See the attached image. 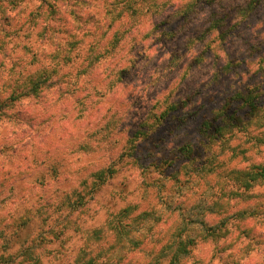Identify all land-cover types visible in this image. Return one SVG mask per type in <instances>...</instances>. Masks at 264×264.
Returning <instances> with one entry per match:
<instances>
[{"label": "rangeland", "instance_id": "374dc122", "mask_svg": "<svg viewBox=\"0 0 264 264\" xmlns=\"http://www.w3.org/2000/svg\"><path fill=\"white\" fill-rule=\"evenodd\" d=\"M89 1L90 7L50 0L56 14L48 21L51 8L43 0H0V100L32 85L30 75L39 69L54 73L50 87L9 107V117L0 116V253L19 245L0 255V264H15L13 257L20 264H81L112 255L114 225L159 211L175 183L167 175L181 168L179 178L187 176L179 167L189 160L180 153L183 144L190 142L197 156L190 168L202 162L220 172L264 165V123L215 141L199 130L236 90L264 89V0H117L108 18L110 0ZM20 4L24 8L16 12ZM47 22L52 38L42 30ZM186 97L190 108L169 110ZM201 104L200 112L189 114ZM165 110L170 112L160 128L152 129ZM188 114L189 125L179 124ZM132 119L155 133L130 146L126 126ZM132 151L133 157L123 156ZM110 166L118 171L92 195ZM249 192L264 200V185ZM246 205L237 202L228 212ZM161 215L165 222L156 228L162 249L171 245L177 222L170 212ZM244 227H251L250 236L238 237ZM261 233L264 218L248 217L227 242L199 243L184 264H207L222 245L228 248L216 264H264ZM122 251L126 264L154 257L147 241Z\"/></svg>", "mask_w": 264, "mask_h": 264}, {"label": "trees", "instance_id": "16d2710c", "mask_svg": "<svg viewBox=\"0 0 264 264\" xmlns=\"http://www.w3.org/2000/svg\"><path fill=\"white\" fill-rule=\"evenodd\" d=\"M81 5L92 6V2L89 0H76ZM117 0H110L107 5V16L113 12ZM130 0H126L129 3ZM43 3L48 4L49 9L46 14V19L49 21L53 14H56V8H53L50 0H43ZM74 10V9H73ZM77 12V9L74 12ZM82 15L77 18L81 21ZM104 22L101 26L105 25ZM49 23L42 29L43 32L49 33L51 30L48 27ZM6 34L8 31H5ZM55 31L49 33L50 38ZM89 32V31H87ZM38 71L31 73L30 76H34L31 79L32 85H23L20 88L18 86L15 93L10 94L7 98L0 100V116L8 115V108L15 106L23 97L35 95L42 91L43 87H50L52 84L53 74L48 73L45 70L37 73ZM52 74V75H51ZM41 84V87H39ZM188 98V99H186ZM181 99L179 102H173L169 110L171 112L176 111L184 107L190 108L189 97ZM8 102L12 104L9 105ZM202 104L197 109L189 110V114L195 116L197 111L200 112ZM165 110L158 117L156 124L152 127L155 130L160 128L163 123V119L170 112ZM184 115L180 122L181 125H189L190 115ZM174 114H169V118H174ZM264 117V89L255 87H248L243 90H236L233 94L218 106L213 109L212 116L205 117L199 127L202 132L204 130L205 135L212 141L219 138H225L227 134L230 136L234 133L235 129L247 131L253 124L264 123L262 118ZM228 139H225L227 141ZM135 148V147H134ZM133 148V149H134ZM180 153L188 157V163L192 162L195 157L193 145L189 142L179 147ZM134 156L133 151L130 153H124V155ZM196 154V153H195ZM134 162H139V158L134 157ZM164 162V161H162ZM167 164H174V160L166 159ZM154 163V162H153ZM152 163V164H153ZM187 162L182 163L179 167L186 168L185 179L179 178L181 168L177 169L172 175H167L175 180L171 194L168 195L164 206L159 211H141L134 215L131 224L118 222L114 225L118 231L117 239H115L113 246L114 252L112 255L103 253L100 257H104L99 261V256H92L91 258L83 261L81 264H126L125 260L128 258L122 251L126 249L131 252L135 248H138L140 244L145 241L148 242V248L150 251L147 253L154 254V257L148 261L147 264H184L189 258L193 256L194 248L201 242L213 241L220 245L221 240L225 239L227 242V236L232 232L234 227L240 228V223L252 217L254 219L264 218V200L261 199V194H252L249 192L253 187L257 185H264V165L253 164L247 166L232 167L225 171H218L214 167L207 168V164L202 162L199 167H192ZM141 165V163H139ZM186 164V165H185ZM148 163L147 166H150ZM159 163H155L154 168H157ZM188 165V168H187ZM118 168L114 166L108 167L106 172H102L104 177L103 181L100 180L94 182L93 192L100 189V186L106 182V180L114 177ZM217 174L215 180H210L208 174ZM102 174V175H103ZM200 186L203 188L201 189ZM189 192L195 196V199H191ZM171 196V197H170ZM237 202H246L245 209H242L236 213H229L230 208L235 209L234 204ZM127 208L123 209L125 212ZM164 212H170L172 215V222H177V234L173 238L171 245L160 248V236L157 232V226L165 222V217L161 214ZM161 215V216H160ZM211 216V217H209ZM164 224V223H163ZM127 227V228H126ZM251 227H244L240 229L238 237L244 233V236H250ZM137 233L140 239L134 236ZM157 234V235H156ZM235 235H233L234 237ZM263 240L264 233H261V237L257 242ZM230 243H233L231 240ZM224 244V243H223ZM228 247H220V251L217 250L211 254L207 264H216V260H221L223 251H226ZM158 250V251H157ZM122 251V252H121ZM156 251V252H155ZM128 264V263H127ZM200 264H206L203 259L200 260ZM223 264V263H222ZM225 264H238L237 261L229 262Z\"/></svg>", "mask_w": 264, "mask_h": 264}, {"label": "clouds", "instance_id": "9594fccd", "mask_svg": "<svg viewBox=\"0 0 264 264\" xmlns=\"http://www.w3.org/2000/svg\"><path fill=\"white\" fill-rule=\"evenodd\" d=\"M23 8H24V5L20 4L19 7L16 8V12H19ZM13 14L15 15V13ZM126 127L130 129L129 135L132 138L130 141V146H132L133 144L144 143L147 137H150L155 133L151 130L149 125L142 126L140 123L137 122L136 119H132L131 123H129ZM137 137H139V139H137ZM165 150H166V146H165ZM4 243H5L4 241L0 240V245ZM18 248H19V245L17 244L15 247L10 248L9 252H3V253H0V255H4V256L11 255L12 253L16 252ZM20 259L22 260L23 257H20ZM13 260L15 261V264H20V261L16 260L15 257H13Z\"/></svg>", "mask_w": 264, "mask_h": 264}]
</instances>
